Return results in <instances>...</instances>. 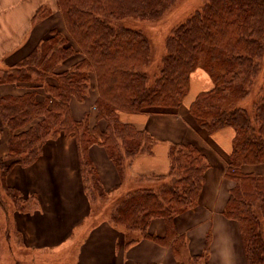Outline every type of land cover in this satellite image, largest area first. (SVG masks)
Segmentation results:
<instances>
[{"label":"trees","instance_id":"16d2710c","mask_svg":"<svg viewBox=\"0 0 264 264\" xmlns=\"http://www.w3.org/2000/svg\"><path fill=\"white\" fill-rule=\"evenodd\" d=\"M174 1L57 0L64 28L54 27L24 60L0 69V84L20 83L28 89L23 95L0 97V138L3 128L9 132L8 156L0 157V210L7 202L16 205L22 195L7 184L11 168L33 165L48 140L71 135L92 213L97 217L106 213L107 222L124 230L127 247L151 239L178 253L177 244L186 240L178 235L177 217L198 206L210 165L200 147L171 144L169 173L156 179L162 185L139 187L114 200H109L110 191L101 183L89 148L103 146L124 175L137 156L153 152L157 141L146 130L123 122L121 113L179 108L190 91L192 74L201 68L213 87L199 93L189 111L209 135L226 128L234 131L225 174L234 185L224 215L239 224L248 264H264V175L242 171L245 165L264 164V83L250 108L238 104L253 95L260 73L264 0H206L171 29L156 75L149 68V39L121 21L128 17L157 20ZM42 11H37L33 22L46 16ZM78 56L81 60L60 71L62 64ZM92 75L98 94L94 125L88 114L78 121L71 110L73 98L85 100ZM51 78L56 83H48ZM42 89L44 99L39 98ZM156 218L166 222L163 237L149 233ZM210 241L208 237L204 253L194 260L203 258L207 264Z\"/></svg>","mask_w":264,"mask_h":264},{"label":"crops","instance_id":"0c3cea01","mask_svg":"<svg viewBox=\"0 0 264 264\" xmlns=\"http://www.w3.org/2000/svg\"><path fill=\"white\" fill-rule=\"evenodd\" d=\"M13 3L14 0H0V69L18 64L48 37L52 28L63 27V24H57L55 18V14L59 13L57 0H21L18 5ZM48 7L53 17L43 22H33L37 11ZM52 20L54 25H51ZM79 59L81 56L70 61L69 66L59 68L60 71L70 68ZM48 83L54 84L56 80L48 79ZM194 84L199 87L195 93L192 91ZM212 87L209 75L199 68L192 74L190 91L180 106H186L188 111H182L179 107L136 114L122 112L120 118L123 122L146 130L157 141L153 152L137 156L124 175L119 172L103 146L91 145L89 157L104 188L110 191L109 200H114L139 187H153L143 186L141 181L149 182L167 176L171 144H197L210 164L199 203L209 181L219 178L225 193L220 211L228 226L218 241L214 242L215 238L211 237L207 264H248L239 224L224 215L234 185L225 175L234 131L226 128L209 135L196 125L194 118L187 115L197 95ZM27 91V87L20 83L0 84V97L23 95ZM45 95L44 89L39 91L40 99H44ZM97 97L93 76L85 100L79 102L73 98L71 101L73 117L79 121L88 114L94 125ZM8 140L9 132L5 128L0 138V157L5 159L8 156ZM261 165L264 166L245 165L242 171L264 175V167H257ZM6 181L24 197L34 196L37 201V207L32 213H16L14 222L22 234L24 248L42 250L45 256L50 257L48 261L41 259L44 264H187V259L194 261V257L205 251L208 237L198 238L190 232L195 209L177 217L178 235L186 240V244H177L178 253L151 239H142L127 247L128 234L124 230L107 222L106 213L99 217L92 213L91 201L83 187L77 144L71 135L62 134L57 139L48 140L36 163L27 167L15 164ZM166 226L164 219L156 218L148 230L153 236L163 237L167 232Z\"/></svg>","mask_w":264,"mask_h":264},{"label":"rangeland","instance_id":"374dc122","mask_svg":"<svg viewBox=\"0 0 264 264\" xmlns=\"http://www.w3.org/2000/svg\"><path fill=\"white\" fill-rule=\"evenodd\" d=\"M205 1L206 0H175L172 6L168 8L164 12L162 17L157 20L149 21L135 17H128L127 19L121 21V23L124 26L141 31L149 39L151 45V52H152L151 67H149L150 72H156L157 75L159 74L162 68V59L165 55V40L169 35L171 29L181 23H184L194 12H196L203 6ZM20 2L21 0H14L13 4L18 5ZM28 6L30 7V5ZM32 6L33 5H31V7ZM42 12L43 13L46 12L44 13L46 14V16L44 15L45 17L42 18L40 22H43L49 18L51 19L53 17L51 8L49 7L44 8V11ZM42 15L40 17H43ZM55 18H57L56 20L57 24L58 23L63 24L62 14L60 10L58 14L57 13L55 14ZM54 23H55L54 20H52L51 25H54ZM58 28L62 30L64 27L62 28L61 26H59ZM69 63L70 62L66 63V65L62 64L61 66L62 67L69 66ZM259 70L260 73L256 78V86L253 95L249 96L247 99L239 101L238 104L250 108L253 100L256 98L255 93L259 91L260 86L264 83V52L259 62ZM198 89L199 87L195 86L194 84L192 90L193 93L197 92ZM180 109H182V111H188L186 106H182L180 107ZM189 113L190 112H188L187 114L188 117H192V115ZM257 167H264V166L261 165ZM140 183H142L143 186H153V187H157L163 184L156 180H151L149 182L141 181ZM4 196L5 199L7 200L8 198L6 193L4 194ZM34 198H26L23 195H21L19 200H17L18 203L16 205H12L11 203L7 202V204L5 205L6 206L5 209L0 210V264H44L43 262H41V259H44V261H48L50 259L49 256L44 255L45 253L42 250H40L41 251L40 252L38 250L33 251L24 248L25 245L22 244L23 243L22 234L17 229L14 222V216L16 213H30V212L32 213L36 209L37 201H35ZM27 202H29L28 205ZM187 261L189 262L187 264H204L203 258L194 261L187 259Z\"/></svg>","mask_w":264,"mask_h":264},{"label":"clouds","instance_id":"9594fccd","mask_svg":"<svg viewBox=\"0 0 264 264\" xmlns=\"http://www.w3.org/2000/svg\"><path fill=\"white\" fill-rule=\"evenodd\" d=\"M224 189L219 178L209 181L201 201L195 207L190 232L198 238L214 237L218 241L227 231V224L221 215L224 203Z\"/></svg>","mask_w":264,"mask_h":264}]
</instances>
